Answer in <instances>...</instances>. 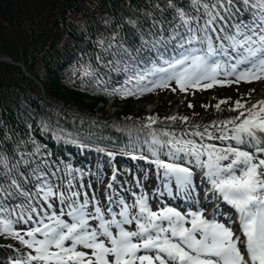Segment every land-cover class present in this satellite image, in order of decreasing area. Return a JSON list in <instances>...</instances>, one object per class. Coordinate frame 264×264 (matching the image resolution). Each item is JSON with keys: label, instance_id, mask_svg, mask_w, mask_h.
Returning a JSON list of instances; mask_svg holds the SVG:
<instances>
[{"label": "snow or ice", "instance_id": "1", "mask_svg": "<svg viewBox=\"0 0 264 264\" xmlns=\"http://www.w3.org/2000/svg\"><path fill=\"white\" fill-rule=\"evenodd\" d=\"M167 6L178 20L170 39L180 37L181 52L144 71L125 68L130 73L126 84L135 79L136 94L167 88L170 81L183 92L264 79V0H190L196 15L174 0ZM113 92L134 94L126 88ZM259 105H252L247 114L213 122L219 135L205 127L189 132L199 141L153 136L149 149L162 170L158 175L165 192L173 186L177 193L190 192L198 168L212 191L235 210L231 222L198 211L184 214L174 207L153 210L143 194L131 204L109 195L102 206L94 195L74 189L71 180L57 185L38 167L21 172L17 164L5 174L7 187L0 182V234L28 250L13 264H264V158L257 155L264 147L257 146L255 152L241 147L264 138V101ZM243 107L237 101L232 110ZM148 119L155 123V117ZM205 139L234 144L220 147ZM0 163L8 167L6 159ZM31 163L23 159L25 166ZM12 200L19 203L12 205Z\"/></svg>", "mask_w": 264, "mask_h": 264}, {"label": "trees", "instance_id": "2", "mask_svg": "<svg viewBox=\"0 0 264 264\" xmlns=\"http://www.w3.org/2000/svg\"><path fill=\"white\" fill-rule=\"evenodd\" d=\"M174 2L196 15L188 6L190 0ZM167 4L168 0H0V56L21 63L30 75L14 62L0 60V159L8 164L5 168L0 163L3 187H7L5 174L17 164L21 172L38 167L57 185L65 184L73 172L82 173L84 166L108 169L109 149L119 164L129 165L123 158L127 140L140 141L169 130L120 121L140 118L142 109L133 113L137 101L172 97L163 88L136 94L135 79L126 84L130 73L124 71L161 66L181 52L180 37L170 39L178 20ZM178 31L183 34L182 28ZM125 88L134 94L113 92ZM238 88L220 87V94L232 96L227 101L230 113L224 116L227 107L217 98L206 100L207 89L196 90L190 120L212 123L236 117L244 107L232 109L248 94ZM112 97L115 104L122 102L114 113L99 105ZM99 113L104 120L92 118ZM148 117L160 119V114ZM21 157L32 163L25 166ZM12 240L20 249L16 239L0 234V243Z\"/></svg>", "mask_w": 264, "mask_h": 264}, {"label": "rangeland", "instance_id": "3", "mask_svg": "<svg viewBox=\"0 0 264 264\" xmlns=\"http://www.w3.org/2000/svg\"><path fill=\"white\" fill-rule=\"evenodd\" d=\"M259 84H254L253 81L249 83L248 87L246 88L248 90V92L252 91L254 89L253 92L256 91L257 94H259L260 92H262L263 88H264V82H258ZM261 85V86H258ZM241 90H245L242 89ZM196 90L190 92V93H186V94H176L173 98L168 99V98H161V99H151L147 102H135L134 104V109H133V113H137L139 109L142 108V110H148L150 108H156V111L158 110L161 111V113L167 117H176L178 114V111L180 110H184V106L189 104H192L193 100H195L196 98H198V96L195 93ZM252 92V93H253ZM207 94H209V96H207ZM218 95V90L213 91V92H207L206 94H204L203 96L206 98V100L211 101L212 98L214 96ZM220 95V93H219ZM230 96L229 93H225V94H221L218 97H223V98H228ZM253 97L252 95H250V98ZM185 98V100H183ZM111 99V98H108ZM107 99V100H108ZM182 101V102H181ZM226 102V101H225ZM248 104L251 103L250 101H247ZM112 101L106 102L105 104H99V105H103V107L108 110L109 112H112L114 110H118L122 104H113L112 105ZM246 102H242L241 104H245ZM164 112V113H163ZM182 114V113H181ZM180 115V114H179ZM216 134V133H215ZM217 135V134H216Z\"/></svg>", "mask_w": 264, "mask_h": 264}, {"label": "bare ground", "instance_id": "4", "mask_svg": "<svg viewBox=\"0 0 264 264\" xmlns=\"http://www.w3.org/2000/svg\"><path fill=\"white\" fill-rule=\"evenodd\" d=\"M260 102V101H259ZM259 102L257 103V106L259 105ZM260 106V105H259ZM259 106H258V108H259Z\"/></svg>", "mask_w": 264, "mask_h": 264}]
</instances>
